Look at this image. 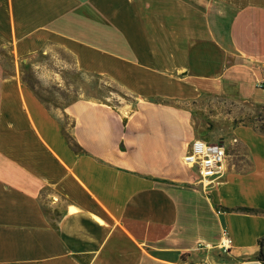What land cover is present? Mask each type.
Instances as JSON below:
<instances>
[{
	"label": "crops",
	"instance_id": "1",
	"mask_svg": "<svg viewBox=\"0 0 264 264\" xmlns=\"http://www.w3.org/2000/svg\"><path fill=\"white\" fill-rule=\"evenodd\" d=\"M55 48L134 107L74 104L67 139L18 67L0 68V264H200L222 231L232 248L208 264H263L264 133L235 127L204 189L181 164L199 138L181 107H264V0H0V55Z\"/></svg>",
	"mask_w": 264,
	"mask_h": 264
},
{
	"label": "rangeland",
	"instance_id": "2",
	"mask_svg": "<svg viewBox=\"0 0 264 264\" xmlns=\"http://www.w3.org/2000/svg\"><path fill=\"white\" fill-rule=\"evenodd\" d=\"M15 67H18L20 80L32 86L35 97L58 117L67 139L66 131L71 120L66 111L74 104L102 103L114 108L126 105L134 107L133 97L113 80L78 70L72 57L60 49H51L23 63L18 61L17 66L10 55H0V68L11 70ZM254 90L256 97L264 101V90ZM181 108L191 116L190 125L199 134L198 139L208 142L221 140L227 148H230L229 141L234 137L232 130L241 123L264 133V107L261 106L245 108L219 99L200 98L193 105ZM232 153L230 148L227 154Z\"/></svg>",
	"mask_w": 264,
	"mask_h": 264
},
{
	"label": "built area",
	"instance_id": "3",
	"mask_svg": "<svg viewBox=\"0 0 264 264\" xmlns=\"http://www.w3.org/2000/svg\"><path fill=\"white\" fill-rule=\"evenodd\" d=\"M256 87L264 90V68L261 70V78L256 80ZM235 142L233 140L232 144ZM227 149L222 141L208 142L197 139L187 147V151L181 157V164L196 175L202 188L207 189L215 181L224 177L228 157ZM231 248L230 237L226 231H222L216 244L199 243L196 246V251L202 254V263L200 264H208L214 254L228 255Z\"/></svg>",
	"mask_w": 264,
	"mask_h": 264
},
{
	"label": "trees",
	"instance_id": "4",
	"mask_svg": "<svg viewBox=\"0 0 264 264\" xmlns=\"http://www.w3.org/2000/svg\"><path fill=\"white\" fill-rule=\"evenodd\" d=\"M22 73V71H21ZM21 82L26 85V87L34 94V91H33V87L28 85L24 80L21 79ZM228 211V210H227ZM242 212H246V213H254V211L252 210H249V209H243L241 210ZM258 246H259V250L255 256V260L261 262L264 264V237L259 241L258 243Z\"/></svg>",
	"mask_w": 264,
	"mask_h": 264
}]
</instances>
